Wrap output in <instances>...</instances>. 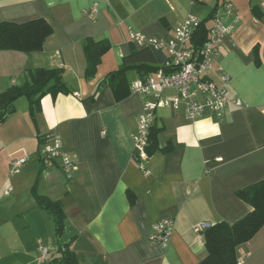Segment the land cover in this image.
<instances>
[{"label":"crops","instance_id":"crops-1","mask_svg":"<svg viewBox=\"0 0 264 264\" xmlns=\"http://www.w3.org/2000/svg\"><path fill=\"white\" fill-rule=\"evenodd\" d=\"M225 2L233 10L223 21L240 22L225 38L211 77L219 83V73L229 74V98L242 105L231 102L221 116L206 113L196 121L184 108L159 109L144 173L133 157V134L147 98L131 89L142 72L130 68L107 82L125 57L144 49L131 41L129 27L170 39L189 15L210 27L211 14ZM94 3L93 20L85 10ZM253 6L264 10V0H0V21L45 18L54 29L40 51H0V93L36 68L61 69L69 88L45 96L35 111L28 97L19 98L0 123V264H57L59 241L71 240L83 264H198L207 251L196 227L234 224L252 211L237 192L264 182V22ZM89 38L111 45L92 80L85 77ZM50 133L75 161L71 178L59 161L42 162L40 138ZM26 154L31 160L11 175V162ZM35 192L61 203L67 219L60 240ZM163 219L174 220L171 239L153 245L149 235ZM239 264H264V226L239 248Z\"/></svg>","mask_w":264,"mask_h":264},{"label":"built area","instance_id":"built-area-1","mask_svg":"<svg viewBox=\"0 0 264 264\" xmlns=\"http://www.w3.org/2000/svg\"><path fill=\"white\" fill-rule=\"evenodd\" d=\"M232 10L233 4L230 2L217 5L211 17L207 40L203 45H198L194 41L195 32L202 26V20L193 15H189L184 22L175 27L174 35L170 39L146 37L129 27L132 42L141 47L153 46L164 50L169 57L154 74L144 79H137L131 86L133 92L147 98L139 115L137 130L133 134V157L144 173H147L146 163L151 157L150 133L159 109L168 108L178 111L184 108L187 119L196 121L206 113L221 116L231 102L237 106L242 105L241 100L231 101L229 98V74L219 73L217 75L219 83L211 77L225 38L234 33L240 22L239 17L229 24L223 21V13ZM85 14L93 20L96 19L99 14V3H94L86 9ZM167 90H173L175 96L165 97L164 92ZM150 97L153 100L149 99ZM41 146L43 164L47 166L59 161L65 176L71 178L75 161L64 150L61 137L50 133L41 141ZM30 160L29 154L14 159L10 164L11 175H17ZM9 192L7 191L6 194ZM173 227L172 219H163L155 223L149 235L150 243L167 246ZM210 227L211 225L205 223L196 227L195 231L201 233ZM38 250L46 259L50 258V253L44 246L39 245Z\"/></svg>","mask_w":264,"mask_h":264},{"label":"trees","instance_id":"trees-1","mask_svg":"<svg viewBox=\"0 0 264 264\" xmlns=\"http://www.w3.org/2000/svg\"><path fill=\"white\" fill-rule=\"evenodd\" d=\"M253 13L264 22V10L261 7L253 6ZM212 15L213 13L211 17ZM208 31L207 20L202 21V26L195 32L194 41L198 45H203L207 40ZM53 32L52 24L45 18L25 23L0 21V51H20L27 54L40 51ZM110 46L107 39L97 41L89 38L84 42L86 79L95 78L102 57L109 51ZM255 57L257 65H260L262 59L258 46L255 48ZM168 59L164 50L156 49L153 46L144 47L143 50L135 51L125 57L122 67L109 77L107 82H111L112 78L123 76L130 68H138L142 72L141 79H144L154 74ZM154 64L158 66L154 67ZM24 75L26 80L23 84H15L0 93V123L8 117L11 108L14 111L16 101L21 97H28L31 101V108L35 111L41 108V100L45 96L55 97L59 93L69 92L61 69H29L25 71ZM47 137L48 134L42 136L40 141ZM150 138L152 142L151 133ZM237 195L252 207V211L234 224L222 222L202 231L207 254L198 264H239V248L252 239L264 226V182H258L248 188L241 189ZM35 196L37 207L53 219L55 233L60 240L64 235L67 219L61 203L37 192H35ZM58 251L61 256L54 261L55 263L83 264L73 249L72 240L66 243L59 241Z\"/></svg>","mask_w":264,"mask_h":264},{"label":"water","instance_id":"water-1","mask_svg":"<svg viewBox=\"0 0 264 264\" xmlns=\"http://www.w3.org/2000/svg\"><path fill=\"white\" fill-rule=\"evenodd\" d=\"M13 111V108H11L10 110H9V112L11 113Z\"/></svg>","mask_w":264,"mask_h":264}]
</instances>
